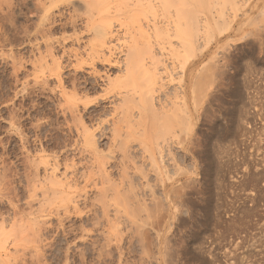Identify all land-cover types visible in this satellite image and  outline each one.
I'll use <instances>...</instances> for the list:
<instances>
[{
	"label": "rangeland",
	"instance_id": "374dc122",
	"mask_svg": "<svg viewBox=\"0 0 264 264\" xmlns=\"http://www.w3.org/2000/svg\"><path fill=\"white\" fill-rule=\"evenodd\" d=\"M86 1L90 0L53 6L52 0H40V7L36 0H0V227L6 228L7 240L0 250V264H264V0H234L232 5H236L224 8L212 0L214 4L200 12L207 29L192 39L188 54L172 67L178 74L169 76L171 82L167 80L168 89L179 92L166 89L165 95L153 93L156 107L163 101L164 105H174L186 99L184 116L188 118L178 122L180 127L173 126L182 129L175 132L172 127L166 130L169 124L166 126L164 113L169 108L163 104L165 109L162 105L156 109L166 111L159 110V114L156 110L157 117L151 116L157 121L154 132L149 129L153 124L147 110L139 109L144 121L136 107L134 113L132 109L128 113L138 117L130 116L128 122L124 115L125 122L120 121L119 107L123 116L128 108L125 105L131 106L128 100L123 105L120 95L133 94L130 98L135 96L137 102L141 90L137 85L123 89L120 84L121 99H113L112 85H107L124 76L126 52L139 43L135 35L142 37L138 25L143 23L144 31L150 16L137 14L140 20L136 16L145 6L138 0H104L102 6L95 4L92 12L90 8L95 7L88 8ZM134 4L144 9H136ZM173 10L166 14L171 18L162 21L172 23ZM40 19L46 24L40 26ZM104 23L111 24L115 35L110 42L112 54L104 57L109 55V63L115 66L108 65L105 58L106 63L102 59L86 62L85 55L100 30L98 25ZM171 41L178 44V40ZM53 60L58 61L56 75L50 74ZM217 68L225 75L219 76ZM194 80L200 81V92ZM192 85L198 90L196 98L189 93ZM67 98L76 100L75 110ZM250 113H255V119ZM160 117L163 123L158 124ZM131 120L136 121L134 129L129 126ZM117 125V133L129 126L136 134L127 130L129 138L124 132V136H114L111 127L117 129ZM89 139L94 142L87 146ZM163 144L166 148L162 152L159 148ZM41 160L58 171L72 165L77 208H73L74 203L50 200L52 196L42 194L43 187L37 182L31 187L33 180L43 179ZM114 186L119 189L114 191L117 202L111 198L114 192H109ZM101 187L106 191L103 194ZM120 188L127 195L117 194ZM49 195L55 202L52 205ZM44 198L47 203H40ZM158 211L162 213L158 215ZM18 229L22 233L16 236L12 232Z\"/></svg>",
	"mask_w": 264,
	"mask_h": 264
},
{
	"label": "bare ground",
	"instance_id": "6f19581e",
	"mask_svg": "<svg viewBox=\"0 0 264 264\" xmlns=\"http://www.w3.org/2000/svg\"><path fill=\"white\" fill-rule=\"evenodd\" d=\"M37 1V3L35 4V5H37V6H40V7H42V5L40 4L41 2H40V0H36ZM67 1H69V0H52V2H50V3H52V5L54 6L56 3H59V2H62V3H66ZM104 0H90L89 2H85L86 4V6L89 8L90 6L91 7H95L94 9L93 8H90V9H92V12H94L95 11V9H96V6L97 5H99V6H102L103 5V2ZM106 1V0H105ZM131 1V0H130ZM216 1V2H215ZM40 2V3H39ZM82 2H84V1H82ZM142 2V3H141ZM213 1L212 0H138L137 1V3H141L142 5H144L145 6V10H142V9H144V6H139V5H137V4H134V6L136 5L137 7H136V9H138V7H143V8H139V9H141L143 12H141V13H137L136 12V16H139V15H142L143 17H144V15L145 14H150V16L148 15V20L146 21V26H145V28H147V30L144 28V31H142L143 29V27H141L142 25H143V23H142V25L140 26V21H139V34H141V36L144 38V40H143V38H142V40H141V38H140V36L138 35V34H135V35H137V37H139V39L138 38H136L137 40H140L139 41V43L138 44H134V45H132V48H131V46L129 47V49H133L132 51H130V50H128V51H130L131 52V54L129 55L128 53H130V52H126L127 53V56H129L128 57V60L126 59V61H127V63L125 64L126 66L124 67V69H123V71H124V76L123 77H121V75H120V77H117L116 79H120V80H117V81H115V83H113L112 81L110 82V80L108 81V82H110V83H108L107 85H112L111 86V89L114 91L113 93H111V94H113V96L111 95V97H113V99H116V97H119L118 95H119V93L120 94H122L121 92H119V89H121V88H123V89H127V88H131V86H135V85H137V86H139V89L141 90L140 91V93H139V97H138V101L136 102V101H134V97H133V99L132 98H130V96L132 97V95H130L129 97H126V96H124V97H122V95H120V97L123 99V101L124 102H126V103H124V102H122V100L121 101H119V102H122L123 103V105H125V104H128L127 103V100L129 101V103H131L130 105L131 106H129V104L128 105H125V106H127V107H124V109L125 108H127L126 109V111H127V113L126 114H124L123 113V116L121 115L122 113H121V109H122V107H119V108H121L120 109V117H122V118H120V117H118L117 116V118H120V121H122L123 120V118H124V115H125V117H127V120H126V118L124 119L125 121H128L129 122V120L131 119V117L130 116H132V118L133 119H135V117L137 116H139V114H141L142 113V111L140 112V110H147V112H149V118H151L150 120H152L151 121V123L153 124V125H151V123H150V127L151 128H149L150 129V131H152V132H154L156 129V127L154 126V123H155V125H157V121L155 120V119H152V115H154V116H156L157 117V115H155L156 113L155 112H159V110L161 109H159V110H157L156 108H158L159 106H161L163 103H165L164 101L162 102V104L161 105H159L158 107H156L155 105L156 104H158V102H156L154 99V97H153V95H155V94H153V93H159V94H161V92H162V94H164V93H168V92H165L164 90H166V89H168V81L167 80H169V78L170 77H172V76H170L171 74H176V73H174V71H175V69H173L172 70V67L174 66V63H176L175 61L177 60V61H179L180 62V57H182V56H184V53H185V55H187L188 54V52H186L187 50H189V48L191 47V42H192V39L193 38H197V36L200 34V32H202L203 30H205L204 28H206L207 29V27L205 26V22L203 21V20H201L200 19V12H202V11H207L206 9L207 8H209L208 6L212 3ZM214 2H215V5H220V7H225V6H231V7H233L234 5H236V4H233L232 5V3L234 2V0H214ZM214 2H213V4H214ZM49 3V4H50ZM99 3V4H98ZM235 3H236V0H235ZM95 4H97L96 6H95ZM124 4H126V5H128L127 3H124ZM65 5V4H64ZM70 5V4H69ZM82 5H84L83 3H82ZM132 5V4H131ZM131 5H128V7L130 6V7H132ZM46 6V5H45ZM44 6V8H46ZM53 6H51V7H53ZM56 6H58L57 4H56ZM85 6V7H86ZM39 7V8H40ZM129 7V8H130ZM220 7H218V9L220 10L221 8ZM105 8V7H104ZM103 8V9H104ZM126 8V7H125ZM170 8L171 9H174L173 11V17H172V19L174 20L172 23H169L170 21L168 20L167 22H165V21H162V20H164V19H169V18H171V15H170V17L168 18L167 17V15L166 14H170L169 13V10H170ZM216 8H217V6H216ZM222 8V9H223ZM41 9V8H40ZM43 9V8H42ZM47 9L48 8H46V11H47ZM73 9V8H72ZM213 9V8H212ZM221 9V10H222ZM45 10V9H44ZM42 11V12H45V11ZM52 10V9H51ZM94 10V11H93ZM102 10V9H101ZM73 11V10H72ZM135 11V10H134ZM138 11V10H137ZM223 11V10H222ZM74 12V11H73ZM72 12V13H73ZM128 12V11H127ZM130 12H132V10L130 11ZM171 12V11H170ZM83 13H84V11H83ZM96 13V12H95ZM216 13V12H215ZM219 13V14H218ZM51 14V13H50ZM86 13H84V15H85ZM137 14H139V15H137ZM222 14H223V12H222ZM49 15V14H48ZM53 15V14H52ZM77 15V14H76ZM75 15V16H76ZM79 15V14H78ZM77 15V16H78ZM218 15H220V12H217V16ZM70 16V15H69ZM74 16V15H73ZM88 16V15H87ZM136 16H134V17H136ZM141 16V17H142ZM79 17V16H78ZM81 17V16H80ZM89 17V16H88ZM146 18H147V15L145 16ZM219 17V16H218ZM86 18V17H85ZM133 18V17H132ZM137 18V17H136ZM136 18H135V22L138 24V19L140 20V16H139V18L137 19V21H136ZM215 18H216V16H215ZM53 19V18H52ZM73 19V18H72ZM75 19V18H74ZM89 19V18H88ZM88 19H86V22H87V20ZM91 19V18H90ZM45 20H46V18H45ZM71 20V19H70ZM80 20V19H79ZM82 20V19H81ZM145 20V18L143 19V21ZM214 20V19H213ZM41 23H39V24H41L40 26H42V24H46V22H44V19H40L39 20ZM85 21V20H84ZM52 22V21H51ZM145 22V21H144ZM47 23H49V22H47ZM85 23V22H84ZM39 24H38V27H39ZM101 24V23H100ZM100 24L98 25L99 27H100V30L96 33V40L90 45V49H89V52H87L86 53V62L88 61L89 62V64L91 63H94L95 61H101V59L103 60V63H106V62H108V65L109 64H112V63H109L110 61H109V59H108V57H109V55H107V59H106V57H104L106 54H110V52H111V47H110V42L112 43V40H113V37L115 36H113V31L111 30L112 28H110L111 26V24L109 25L108 23H104V25H102V26H100ZM103 24V23H102ZM106 24V25H105ZM108 24V25H107ZM144 24V25H145ZM89 26V25H88ZM91 26H93L92 24H91ZM91 26H89L88 28H89V30H91ZM110 26V27H109ZM46 27V26H45ZM84 27V26H83ZM49 28H50V26H49ZM48 28V29H49ZM93 28V27H92ZM137 28V27H136ZM51 29V28H50ZM41 30V29H40ZM89 30H87V31H89ZM137 30V29H136ZM46 31V30H45ZM147 31V32H146ZM37 32V31H36ZM47 32V31H46ZM44 33V32H43ZM43 33H42V35H43ZM135 33V32H134ZM36 34V33H35ZM49 35V34H48ZM37 36V35H36ZM50 36V35H49ZM95 36V35H94ZM43 37V36H42ZM112 39V40H111ZM172 39H175V41L176 40H178L177 42H178V44L177 45H175V44H173L172 43ZM94 40V39H93ZM137 40H134L133 41V43H137ZM58 41V40H57ZM56 41V42H57ZM114 41V40H113ZM130 41H131V39H130ZM53 42V41H52ZM77 42V41H76ZM143 44V45H141V43ZM172 43V44H171ZM78 44V43H77ZM59 45V44H58ZM173 45H175L176 47H174ZM47 46H49V45H47ZM54 46V45H53ZM80 47V46H79ZM134 47V48H133ZM46 48V47H45ZM53 48V47H52ZM52 48H50V50L52 49ZM60 48V47H59ZM83 48V47H82ZM84 48H85V46H84ZM88 47H86V49H87ZM37 49V48H36ZM40 49V48H39ZM49 49V48H48ZM77 49V48H76ZM50 50H49V52H50ZM63 50V49H62ZM67 50V49H66ZM70 50V49H69ZM78 50V49H77ZM77 50H75V52L76 53H78V51ZM82 50V49H81ZM84 50V49H83ZM38 51V50H37ZM46 51V50H45ZM80 51V50H79ZM40 52V51H39ZM38 52V53H39ZM47 52H48V50H47ZM46 52V53H47ZM48 52V53H49ZM51 52H52V50H51ZM67 52H69V51H67ZM85 52V51H84ZM37 53V55L39 56V54ZM76 53L73 55L74 57H76ZM81 53V52H80ZM40 54H41V52H40ZM52 54V53H51ZM50 54V55H51ZM69 54V53H68ZM67 54V55H68ZM71 54V53H70ZM85 54V53H84ZM111 54H112V52H111ZM64 55V54H63ZM80 55V54H79ZM48 56H49V54H48ZM69 56V55H68ZM73 56H72V58H73ZM111 56V55H110ZM124 56H126V55H124ZM231 56V55H230ZM229 56V57H230ZM50 57H52V56H50ZM53 58V57H52ZM85 58V57H84ZM106 60H105V59ZM126 58V57H125ZM124 58V59H125ZM58 59V58H57ZM73 59H75V58H73ZM77 59V58H76ZM83 59V58H82ZM180 59V60H179ZM106 62H105V61ZM111 60V59H110ZM227 60H228V58H227ZM232 60V59H231ZM231 60H230V62H231ZM186 61V60H185ZM229 61V60H228ZM51 62V61H50ZM58 62V61H57ZM56 61H52L51 62V64L54 66V69L52 70V71H50V74L51 75H56V73L58 72V70H57V68H58V66H57V63ZM85 62V60L83 61V63ZM102 62V61H101ZM100 63V62H99ZM115 63H113L112 65H114ZM118 64V63H117ZM119 64H121V63H119ZM177 64V63H176ZM183 64H184V62H183ZM185 64H186V62H185ZM60 65V64H59ZM47 66V65H46ZM50 66V65H49ZM115 66V65H114ZM214 66H216V65H213V68H214ZM222 65H220L219 67H221ZM111 67V66H110ZM181 67H184L183 65L181 66ZM195 67V66H194ZM218 67V66H217ZM218 67V68H219ZM223 67V66H222ZM222 67H221V69H222ZM189 68V67H188ZM192 68V67H191ZM216 68V67H215ZM217 68V69H218ZM48 69V68H47ZM117 69V68H116ZM217 69H213L214 71L215 70H217ZM220 69V68H219ZM218 69V70H219ZM224 69V68H223ZM223 69L221 70V72L223 71ZM188 70V69H187ZM189 70H191L192 71V69H189ZM218 70L215 72V75H219V73H220V75L219 76H221V74H223V73H221L220 72V70H219V73H218ZM120 71H122L121 69H120ZM173 71V72H172ZM213 71V72H214ZM95 72V71H94ZM190 72V71H189ZM224 72V71H223ZM122 72H120V74H121ZM188 73V72H187ZM194 73V72H193ZM218 73V74H217ZM225 73V72H224ZM58 74V73H57ZM178 74V73H177ZM176 74V75H177ZM189 74H191V72L189 73ZM194 75H195V73H194ZM223 75H225V74H223ZM222 75V76H223ZM170 76V77H169ZM187 76V75H186ZM197 76H198V73H197ZM201 76V75H200ZM202 77V76H201ZM51 78V77H50ZM181 78H182V76H181ZM222 78V77H221ZM189 79V78H188ZM187 79V80H188ZM193 79H194V77H193ZM192 79V80H193ZM196 79H197V81H198V77H196ZM195 79V80H196ZM106 80V79H105ZM194 80V82H193V84L196 86V89H198L199 90V88L201 87L200 86V81H202L201 79H199L200 81L199 82H196ZM170 81V80H169ZM178 81H180V80H178ZM171 82V81H170ZM86 83V82H85ZM112 83V84H111ZM179 83H181V82H179ZM187 81H186V86H187ZM196 83H198V84H196ZM72 84V83H71ZM120 84H122L123 85V87H121V88H119L120 87ZM124 84H126V86L124 87ZM170 84V83H169ZM121 85V86H122ZM130 87H129V86ZM179 85V84H178ZM194 85H192V87H191V89H193V90H191V92H189L190 93V95H192V94H194V98H196L197 96H195V95H197V91H196V89H195V86ZM197 85H199V86H197ZM194 86V87H193ZM169 87H171V86H169ZM178 87H180L181 88V86L179 85ZM176 88V89H179V88ZM64 88V87H63ZM172 88V87H171ZM170 89V88H169ZM169 89L167 90V91H169ZM173 89V88H172ZM172 89H170L171 91H172ZM109 90V89H108ZM118 90V91H117ZM131 90V89H130ZM135 90H136V88H135ZM175 89H173V92H175V93H178L179 92V90H178V92H176V90L174 91ZM195 90V91H194ZM110 91V90H109ZM131 91H133V90H131ZM192 91H194V93L192 92ZM111 92V91H110ZM124 92H127V91H124ZM136 92V91H135ZM172 92V93H173ZM196 92V93H195ZM199 92H200V90H199ZM175 93H173V95L175 94ZM192 93V94H191ZM127 94V93H126ZM158 94V95H159ZM72 95V94H71ZM76 95V94H75ZM75 95H74V97L73 96H71V97H73V98H75ZM158 95H157V99H158ZM165 95V94H164ZM164 95L162 96H160L161 98L162 97H164ZM169 95V94H168ZM181 95H182V92H181ZM84 96V95H83ZM156 96V95H155ZM167 96V95H166ZM170 96V95H169ZM172 96V95H171ZM175 97L176 96H178V94L177 95H174ZM188 96V95H187ZM191 96V97H192ZM119 97V98H120ZM125 97L127 98V99H125ZM168 97V96H167ZM165 98L166 100H167V102H168V98ZM66 98V97H65ZM70 99V98H67L66 99V101H67V103L69 104V107L72 109V110H75V108L76 107H78L77 106V104H75L76 102V100L74 101V99ZM120 98V99H121ZM179 98V99H178ZM177 99L178 100H181V99H183V97L181 96V97H178ZM181 98V99H180ZM193 98V99H194ZM214 98V97H213ZM119 99V100H120ZM129 99H131V100H129ZM209 99H210V97H209ZM77 100H80V98H78ZM82 100V99H81ZM85 100V99H84ZM136 100V99H135ZM195 100V99H194ZM197 100V99H196ZM110 101H112V100H110ZM115 101V100H114ZM117 101V100H116ZM115 101V102H116ZM131 101V102H130ZM159 101V100H158ZM162 101V100H161ZM190 101V100H189ZM114 102V103H115ZM178 102H180V101H178ZM182 102V103H181ZM179 104L177 103H175L174 105H172L170 102V105L172 106V107H169L170 105H167V103L165 104V105H167V108H169L168 110H167V108H166V106H165V108H166V110H163V111H166L164 114V117H165V119H164V121H166L165 123H167V125L166 124H163V126H161L160 125V129H158V131H160L159 133H161V130L163 129L164 131H163V133L167 130V129H169V127H170V129H171V127H172V129H174L173 131L175 132V131H180V130H182L181 128H177L176 126L175 127H173L175 124H179L178 122H181L180 120L181 119H183V118H185V120H186V118H188V117H185L184 116V113L186 112V107H185V105H186V99L184 98L183 99V101H181ZM198 102H200L199 100H198ZM112 103V102H111ZM116 103H118V102H116ZM156 103V104H155ZM159 103H160V101H159ZM168 103V104H169ZM120 104V103H119ZM118 104V105H119ZM197 104V101H196V103H194L193 105H196ZM120 105H122V104H120ZM163 105H162V108H164L163 107ZM115 107V106H114ZM136 107L138 110H139V114L138 115H136V116H134L133 114L131 115L130 113H128V111L130 110V109H132V110H130L131 111V113H134V110H136V109H134V108ZM197 107V106H196ZM83 108V107H82ZM117 108V107H116ZM164 108V109H165ZM194 109H195V106H194ZM255 109V108H254ZM114 110H116V109H114ZM149 110V111H148ZM157 110V111H156ZM162 110H160V112H163ZM253 111V110H252ZM255 111V110H254ZM125 112V111H124ZM146 111H145V113H147ZM159 112V114H162V113H160ZM127 114H128V116H127ZM143 114V113H142ZM140 115V118H141V120L144 118V115ZM186 114V113H185ZM207 114V113H206ZM251 115H250V118H253V119H255L254 118V116H255V113L253 114V113H250ZM77 115V114H76ZM134 116V117H133ZM147 116V117H148ZM154 116H153V118H154ZM197 116V115H196ZM200 116V115H199ZM248 116V115H247ZM130 117V118H129ZM161 117L163 118V115H161ZM159 118L161 121H159L158 122V124H160V122H162L163 123V121H162V118ZM206 117H207V115H206ZM139 118V119H140ZM198 118V117H197ZM249 118V119H250ZM145 119H143V121H144ZM153 120L155 121V122H153ZM189 120V119H188ZM187 120V121H188ZM199 120V119H198ZM252 120V119H251ZM124 121V122H125ZM132 121H134V122H132ZM136 121H137V118H136ZM135 120H131L130 122H131V124L132 123H135L136 122ZM143 121H141L142 123H143ZM187 121H182L183 122V126H184V124H185V127H187L186 126V123H187ZM250 121V120H249ZM115 122V121H114ZM117 122H119L118 121V119H117ZM123 122V121H122ZM123 122V123H124ZM139 123V122H138ZM138 123H136V124H138ZM161 123V124H162ZM251 123V122H250ZM116 124H118V123H116ZM116 124H115V126H116ZM120 124V123H119ZM126 124L128 125L129 123H127L126 122ZM135 124V125H136ZM168 124H169V126H168ZM172 126H171V125ZM182 123H180V125H181ZM199 124V123H198ZM122 125H124V124H121L120 126H122ZM143 125V124H142ZM168 126V128H166V126ZM193 125V124H192ZM201 125V124H200ZM112 126H113V124H112ZM111 127V128H113V131H110V132H112V134H114V136L116 135V134H118L119 136L121 135V136H124V134H123V130H122V134H121V130L117 133L116 132V130L118 131L119 129H118V125H117V129H115L116 127ZM129 126H131V128H133L134 129V127H132L133 126V124L132 125H129ZM129 126L128 127H126V129L128 130V133L131 131V132H134L133 134H136L135 133V131H133L132 129L131 130H129L130 128H129ZM137 126V125H136ZM138 126H139V124H138ZM137 126V127H138ZM159 126V125H158ZM179 126V125H178ZM190 127H191V125H189ZM163 127V128H162ZM180 127V126H179ZM197 127V126H196ZM162 128V129H161ZM165 128H166V130H165ZM176 128V129H175ZM263 128H264V126H263ZM135 129H136V127H135ZM169 129V130H170ZM200 129V128H199ZM127 130H125V136L127 137V138H129L130 136L127 134L126 135V131ZM169 130H168V132H169ZM87 131V130H86ZM147 131V130H146ZM149 131V130H148ZM149 131V132H150ZM171 131V130H170ZM148 132V133H149ZM157 132V131H156ZM170 133V132H169ZM111 134V135H112ZM130 134V133H129ZM85 135H86V137H87V139L89 138V133H87V132H85ZM110 135V136H111ZM159 135H162V133L161 134H159ZM129 136V137H128ZM166 136V135H165ZM111 138H113V136L111 137ZM160 138H163V135L160 137ZM126 140V139H125ZM91 141H93L92 139L90 140L89 139V141L87 142L88 143V145L87 146H89L90 144H91ZM94 142V141H93ZM195 142V141H194ZM124 143H126V141L124 142ZM124 143H122V144H124ZM196 144L198 143V141L197 142H195ZM194 144V143H193ZM128 145V144H127ZM130 145V144H129ZM158 145H161V143L160 144H157V146ZM164 145V144H163ZM161 146L160 148H159V150L160 151H162V149H165L166 147V145H164V146ZM189 145H191V144H189ZM93 145H91L89 148H91ZM168 146V145H167ZM127 147V146H126ZM165 147V148H164ZM189 147V146H188ZM187 147V148H188ZM168 148V147H167ZM170 148V147H169ZM94 149V148H93ZM95 150V149H94ZM127 150V149H126ZM129 150V149H128ZM170 150V149H169ZM124 151V150H123ZM159 151V152H160ZM163 152V151H162ZM167 152V151H166ZM169 152V151H168ZM162 156V155H161ZM47 161V160H46ZM46 161H44V160H41L40 161V164H41V166H42V168L41 167H39V169L41 168L42 169V171H43V179H42V181H39V179H36V180H33L32 182H31V187H33V188H35L36 187V182L38 183L37 185H40V186H42L43 187V189H42V191H43V193L42 194H47V193H49L52 197L50 198V195H49V197L47 198L48 199V201L50 202H48L49 204H54V203H52L53 201H55L56 200V202H57V204L58 203H60V202H63V203H65V204H73L74 203V209H75V207L77 208V206L75 205L76 204V202H75V200H76V198L74 197V188H75V183H74V172L76 173V171H73V169L72 168H70V166L72 167V165H70V166H65L63 169H62V171L61 170H59L58 171V169L57 168H55V167H52V166H50L49 164H48V162H46ZM95 161V160H94ZM97 162V161H96ZM39 165V164H38ZM69 165V164H68ZM76 167V166H75ZM122 168H123V166H122ZM38 168H37V170H39ZM94 169V168H93ZM99 169V168H98ZM126 169V168H125ZM124 170V169H123ZM91 171V170H90ZM120 171H122V169H120L119 170V173H121ZM124 172V173H123ZM122 173L123 174H126L125 173V170L123 171ZM141 172V171H140ZM155 172H157L156 170H155ZM88 173V172H87ZM91 173H93V171L91 172ZM91 173L89 172V175H91ZM143 173V172H142ZM141 173V174H142ZM101 174V173H100ZM78 175V174H77ZM122 175V174H121ZM120 175V176H121ZM132 175V174H131ZM83 176V174H81V177ZM103 176V175H102ZM101 175H100V177H102ZM124 176V175H123ZM123 176H121V177H123ZM141 176H143V178L144 177H146V175L143 173ZM35 177H37V176H35ZM78 177V176H77ZM86 177V176H85ZM99 177V178H100ZM108 177V175H105V178H106V181H108L109 179V177ZM139 177V176H138ZM83 178V177H82ZM131 178H133V177H131ZM136 178V177H135ZM135 178H134V180H135ZM78 179H80V177H78ZM87 179H88V175H87ZM122 179V178H121ZM147 179V178H146ZM145 179V180H146ZM83 180V179H82ZM85 180V179H84ZM93 180V179H92ZM100 180V179H99ZM102 180V179H101ZM101 180H100V182H101ZM103 180H105V179H103ZM148 180V179H147ZM91 181V180H90ZM121 181V180H120ZM119 181V182H120ZM137 181V180H136ZM149 181V180H148ZM89 182V181H88ZM104 182V181H103ZM92 183V182H91ZM95 183V181L93 180V183L92 184H94ZM99 183V182H98ZM109 183V182H108ZM130 183H131V185H132V183H135V182H132L131 181V179H130ZM129 183V184H130ZM139 183V182H138ZM87 184V183H86ZM101 184V183H100ZM99 184V185H100ZM105 184V183H104ZM103 183L101 184V185H104ZM106 184H107V182H106ZM118 184V183H117ZM121 184V183H120ZM123 184V183H122ZM141 184V183H140ZM91 186V185H90ZM94 186V185H93ZM105 186V185H104ZM103 186V187H104ZM113 186V185H112ZM111 186V187H112ZM123 186V185H122ZM132 187H134L133 185H132ZM142 186H140V188H141ZM78 188V187H77ZM102 188V187H101ZM106 188V187H105ZM122 188V187H121ZM120 188V189H121ZM107 190H108V188H106ZM114 189V190H113ZM118 188H116V190H117ZM127 189V188H126ZM134 189V188H133ZM139 188H137V190H138ZM166 189V188H165ZM77 190V189H76ZM103 190V191H102ZM105 189L104 188H102L101 190H100V192H102V194L104 193V192H106V191H104ZM116 190H115V186H114V188H112V189H110V193H111V191L112 192H116ZM119 190V189H118ZM122 190V189H121ZM136 190V189H135ZM141 190V189H140ZM144 190V189H143ZM91 191V190H90ZM99 191V190H98ZM125 191V190H124ZM72 192H73V194H72ZM100 192H98V195H99V193ZM115 192L113 193L114 195H111V198L114 196L115 197V199H116V202H117V200H119V199H117L118 197L116 196V194H115ZM125 193V194H123V195H127L126 194V192H123V190L122 191H117V194L119 193V195H120V193ZM145 192V191H144ZM164 192V191H163ZM169 192V191H168ZM81 193V192H80ZM108 193V192H107ZM143 193V192H142ZM160 194V193H159ZM97 195V194H96ZM106 195V194H105ZM104 195V196H105ZM128 195H129V192H128ZM137 195H138V192H137ZM140 195V194H139ZM142 195V194H141ZM163 195H165V196H167L166 194H164L163 193ZM186 195V194H185ZM85 196H87V195H85ZM144 196V195H143ZM142 196V197H143ZM46 197H47V195H46ZM57 197H60V198H58V199H60L59 200V202L57 201ZM84 196H82V198H83ZM98 197V196H97ZM106 197V196H105ZM104 197V198H105ZM49 198H50V200H53V201H50L49 200ZM99 198H101L100 196H99ZM108 198H110V197H108ZM141 198V197H140ZM78 199H81V198H78ZM84 199V198H83ZM102 200H103V198H101ZM113 199V198H112ZM167 198H165V200H166ZM41 200H42V198H41ZM44 200L45 201H40V203L42 202H44V203H47V200H46V198H44ZM109 200V199H108ZM143 200V199H142ZM172 200V199H171ZM183 200V199H182ZM77 201V200H76ZM157 201H158V198H157ZM78 202V201H77ZM82 202V201H81ZM135 202V201H134ZM150 202H152V201H150ZM161 202V201H160ZM182 202V201H181ZM185 202V201H184ZM86 203V202H85ZM136 203V202H135ZM142 203V202H141ZM190 203V202H189ZM64 204V205H65ZM115 204V203H114ZM117 204V203H116ZM139 204V203H138ZM149 204V203H148ZM160 204V203H159ZM176 204H177V202H176ZM175 204V205H176ZM48 205V204H47ZM61 205V204H60ZM63 205V204H62ZM136 206L134 207V210H137L138 209V207H137V203L135 204ZM143 205H144V203H143ZM142 204H141V206H143ZM146 205V204H145ZM171 205H172V203H171ZM49 206V205H48ZM66 206V205H65ZM148 206V205H147ZM166 206V205H165ZM182 206V205H181ZM137 207V208H136ZM164 207V206H163ZM178 207V206H177ZM179 207H180V205H179ZM183 207V206H182ZM63 208V207H62ZM62 208H59V209H62ZM136 208V209H135ZM176 208V207H175ZM39 210H41V208H38ZM66 209V208H65ZM67 209H69V208H67ZM106 209V208H105ZM113 209V208H112ZM140 209V208H139ZM162 209V208H161ZM164 209L166 210V208H163L162 210L164 211ZM178 209V208H177ZM38 210V211H39ZM57 210H58V208H57ZM56 210V212L58 213L59 212V210L57 211ZM64 210V209H63ZM70 210V209H69ZM77 210V209H76ZM108 210V209H107ZM148 210V209H147ZM184 210V209H183ZM61 211V210H60ZM66 211V210H65ZM71 211H72V209H71ZM70 211V212H71ZM78 211V210H77ZM109 211V210H108ZM111 211V210H110ZM116 211V210H115ZM138 211V210H137ZM149 211V210H148ZM147 211V212H148ZM150 211H152V210H150ZM176 211V210H175ZM47 212V211H46ZM50 212H51V210H50ZM49 212V213H50ZM64 212V211H63ZM80 213H81V211H79ZM117 212V211H116ZM129 212V211H128ZM127 212V213H128ZM134 212H136V211H134ZM139 212L140 211H138V213H136V214H139ZM142 212H143V210H142ZM177 212V211H176ZM182 213H183V211H181ZM53 213V212H52ZM56 213V214H57ZM68 213V212H67ZM73 213V212H72ZM80 213H78V214H80ZM115 213V212H114ZM113 213V214H114ZM159 213H162V212H159L158 211V215H159ZM167 213V212H166ZM119 214V213H118ZM148 214H149V212H148ZM107 215V214H106ZM105 215V216H106ZM109 215V214H108ZM119 215H121V214H119ZM161 215V214H160ZM104 216V215H103ZM117 216V215H116ZM161 216H163V215H161ZM107 217V216H106ZM113 217V216H112ZM118 217V216H117ZM177 217V216H176ZM179 217H180V215H179ZM182 217V216H181ZM103 218V217H102ZM109 218V217H108ZM111 218V217H110ZM178 218V217H177ZM114 219H116V218H114ZM110 220H112V219H110ZM185 220V219H184ZM107 221H109V220H107ZM2 222H4V221H2ZM9 222V221H8ZM106 222V221H105ZM184 222V221H183ZM185 224V223H184ZM8 227V226H7ZM19 230V229H18ZM14 230L12 233H14L15 232V234H16V236L17 235H19V234H21L22 232L19 230ZM6 231V228L4 229V227L1 225V227H0V250H2L3 251V249H4V242H7V240H6V235H5V232ZM19 232V233H18ZM12 233H11V235H12ZM15 234H13V236L15 235ZM8 238H9V236H8ZM15 238V237H14ZM9 240V239H8ZM15 239H13V241H14ZM12 241V242H13ZM11 242V241H10ZM11 242V243H12ZM9 252V251H8ZM1 253V252H0Z\"/></svg>",
	"mask_w": 264,
	"mask_h": 264
}]
</instances>
